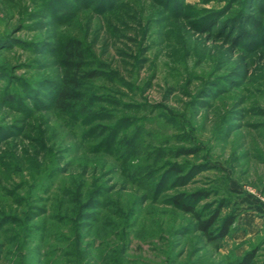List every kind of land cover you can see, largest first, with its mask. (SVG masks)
<instances>
[{
  "label": "rangeland",
  "instance_id": "374dc122",
  "mask_svg": "<svg viewBox=\"0 0 264 264\" xmlns=\"http://www.w3.org/2000/svg\"><path fill=\"white\" fill-rule=\"evenodd\" d=\"M74 41L98 76L60 110ZM180 195L220 208L207 234ZM246 253L264 264V0H0V264Z\"/></svg>",
  "mask_w": 264,
  "mask_h": 264
},
{
  "label": "trees",
  "instance_id": "16d2710c",
  "mask_svg": "<svg viewBox=\"0 0 264 264\" xmlns=\"http://www.w3.org/2000/svg\"><path fill=\"white\" fill-rule=\"evenodd\" d=\"M65 61L68 63V67L73 71V75L70 72L66 73L65 79L62 82V85L59 88L55 99V106L60 110H67L70 108L71 103L73 102L76 94L74 93V87L78 85L80 76L94 78L97 77L98 74L95 71H84V59H83V49L79 42L74 41L65 46ZM186 152V151H184ZM205 196L203 191H199L192 195V199H203ZM174 202L180 207L189 213H192L197 220V226L200 231L204 234H207L208 231L217 223L220 208L212 213L211 216L207 218H202L200 214L194 210V207L190 204L183 202V195L176 196ZM235 221V217L233 215L227 216L222 220L220 225L217 227L216 234L209 236L211 241H217L224 239L229 233L230 229ZM253 253H246L237 264H252L253 262Z\"/></svg>",
  "mask_w": 264,
  "mask_h": 264
}]
</instances>
